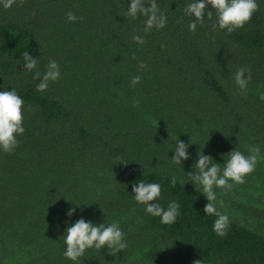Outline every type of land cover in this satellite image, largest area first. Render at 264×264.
I'll return each instance as SVG.
<instances>
[{
	"label": "trees",
	"instance_id": "16d2710c",
	"mask_svg": "<svg viewBox=\"0 0 264 264\" xmlns=\"http://www.w3.org/2000/svg\"><path fill=\"white\" fill-rule=\"evenodd\" d=\"M156 2L167 23L148 33L146 16H124L131 0L0 4V91L15 89L31 105L20 146L0 150V264H264V0L230 34L213 30L215 13L190 31L194 17L184 7L192 0ZM25 51L40 58L33 72L24 70ZM50 60L60 78L37 91L35 71L42 77ZM241 67L251 69L246 92L234 80ZM178 140L190 143L180 165L172 160ZM257 146L246 183L215 189L217 210L230 220L219 236L187 173L200 150L223 168L231 151L248 155ZM141 179L161 185L163 208L180 204L175 223L135 201L132 185ZM81 218L118 223L127 249L67 259L61 236Z\"/></svg>",
	"mask_w": 264,
	"mask_h": 264
},
{
	"label": "clouds",
	"instance_id": "9594fccd",
	"mask_svg": "<svg viewBox=\"0 0 264 264\" xmlns=\"http://www.w3.org/2000/svg\"><path fill=\"white\" fill-rule=\"evenodd\" d=\"M14 3L15 0H0V4L5 9L11 8ZM209 6L214 11H210ZM259 7L257 0H192L184 7V13L194 17V20L188 25L190 31L195 32L197 23L203 24L205 14L211 19L213 13H215L216 22L213 24V30L219 28L226 30L230 34L251 22L254 14L259 11ZM139 15L147 17L144 27L145 33H148L153 28L163 29L166 26L167 16L160 11L156 0H150L149 6L145 5V0H131L124 16L129 19H136ZM67 18L72 22L77 20V16L72 12H68ZM133 40L139 44L146 43L145 39L140 35H134ZM39 59L33 58L29 52L25 51L22 54L24 70L28 72L36 70ZM143 66L142 64L141 67ZM59 78L60 66L55 60H50L42 77L39 71H35L34 79H40L41 81L37 85V91H46L49 83L55 82ZM141 79L139 75L133 77L131 86L138 84ZM251 79V69L249 67H241L234 74L235 84L242 92H246L247 85ZM261 99H264V95L261 96ZM25 107L29 110L31 109V105L26 106L23 98L18 95L15 89L0 91V150L11 153L20 146L18 137L25 132L23 126V110ZM189 146L190 143L178 140L174 151L175 154L172 156L175 164H183V161L189 159ZM259 153L260 148L258 146L252 149L248 155L235 149L227 154V162L221 168L219 163H213L212 156L205 155L204 151L200 150L197 154L198 160L193 164L194 171L187 173L195 189L206 197L207 203L203 208L204 213L217 217L213 224V230L219 236L227 234L230 220L228 215L217 210L214 203L217 199L215 189L219 188L228 192L232 190L234 185L246 183L247 176L256 170V165L259 162L257 159ZM121 163L128 164L124 161ZM176 183L177 179L173 176L171 180L172 186L175 187ZM162 191L160 184L148 183L143 179L132 185L135 201L143 204L146 212L150 215L160 217L161 223L171 225L179 217L181 206L178 202L172 201L168 204L167 209L163 208L157 202L163 198ZM74 212L75 208H72L67 215L71 217ZM61 237H63L66 245L64 256L73 262L78 261L85 251L91 248L101 250L107 247L109 254L115 255L128 247L125 242V233L119 224L115 222L108 225L105 223L94 224L81 218L67 227L65 234ZM194 264H203V261L196 260Z\"/></svg>",
	"mask_w": 264,
	"mask_h": 264
}]
</instances>
